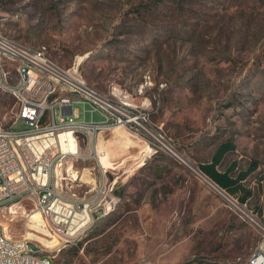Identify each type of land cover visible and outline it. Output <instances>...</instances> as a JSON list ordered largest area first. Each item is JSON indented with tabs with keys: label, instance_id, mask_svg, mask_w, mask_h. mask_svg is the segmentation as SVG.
<instances>
[{
	"label": "rangeland",
	"instance_id": "1",
	"mask_svg": "<svg viewBox=\"0 0 264 264\" xmlns=\"http://www.w3.org/2000/svg\"><path fill=\"white\" fill-rule=\"evenodd\" d=\"M0 32L48 46L101 92L121 84L147 102L154 129L141 137L112 128L80 147L71 135L62 144L82 157L39 168L38 184L56 176L62 194L96 213L80 231L62 232L31 193L18 209L0 210L9 236L30 231L55 264L246 263L264 226V0H0ZM74 106L81 121L106 117L90 102ZM18 109L0 90V125H13ZM70 131L84 133V125ZM227 141L235 148L221 171L233 161L258 165L244 182L252 191L245 203L243 190L226 199L184 164L200 169ZM25 209H35L36 230L26 227ZM88 217L77 212L72 226Z\"/></svg>",
	"mask_w": 264,
	"mask_h": 264
},
{
	"label": "built area",
	"instance_id": "2",
	"mask_svg": "<svg viewBox=\"0 0 264 264\" xmlns=\"http://www.w3.org/2000/svg\"><path fill=\"white\" fill-rule=\"evenodd\" d=\"M74 71L78 67L64 69L52 57L45 56L43 44L31 46L0 32V90L14 96L19 105L13 125H0V210L18 209L28 194L35 193V209L40 210L45 221L59 231L76 233L96 210L88 211L89 203L78 196L69 198L62 194L64 186H59L56 176L45 177V184H38L39 168L62 166L60 162L70 155L75 160L82 157L80 150L73 153L69 146L64 148L61 134L71 130V124H83L84 133L73 132L80 147L81 138H95L115 127L128 128L141 137L154 129L146 101L137 102L119 83H112L101 92L74 78ZM79 101L95 105L105 119L79 120L80 110L74 106ZM20 122L26 127L18 128ZM154 139L166 140L162 134ZM85 169L94 177L95 168L82 170ZM35 209H25L26 227L31 230L29 215ZM82 211L89 217L82 219L81 226L73 227V217ZM261 231L262 238L245 264H264V226ZM30 234L26 231L22 238H12L0 220V264H54V256L41 253Z\"/></svg>",
	"mask_w": 264,
	"mask_h": 264
},
{
	"label": "trees",
	"instance_id": "3",
	"mask_svg": "<svg viewBox=\"0 0 264 264\" xmlns=\"http://www.w3.org/2000/svg\"><path fill=\"white\" fill-rule=\"evenodd\" d=\"M234 148L235 146L231 141L221 143L213 154L211 161L201 164L199 167L206 176L220 188L225 190L230 196L233 197V195L243 190L244 194L239 196L238 200L245 203L252 195V191L244 186V182L256 171L258 165L252 161L246 169H239L238 162L233 161L224 171L219 170L218 166L222 163L226 154L234 150Z\"/></svg>",
	"mask_w": 264,
	"mask_h": 264
},
{
	"label": "bare ground",
	"instance_id": "4",
	"mask_svg": "<svg viewBox=\"0 0 264 264\" xmlns=\"http://www.w3.org/2000/svg\"><path fill=\"white\" fill-rule=\"evenodd\" d=\"M43 53H44V55L45 56H47V57H52L51 56V53H50V50H49V48H48V46H46V45H44L43 44ZM120 86H122L121 84H119ZM75 125V124H74ZM79 125V124H78ZM80 125H83V124H80ZM115 128H118V127H115ZM134 135V134H133ZM173 149V148H172ZM169 153H172V154H175L174 153V151H172L171 149H169ZM181 161H183V160H181ZM184 164L188 167V168H190L191 170H193L194 172H196L197 174H198V172H197V170L196 169H199V168H196V167H193L192 165H189L188 163H186V162H184ZM199 173H200V171H199ZM201 174V173H200ZM201 177L202 178H204L203 177V175H201ZM205 179V178H204ZM205 181H207V183H209L212 187H214V188H216V186L213 184V183H211V182H209L207 179H205ZM219 189V188H218ZM1 221H2V219H1ZM6 222L4 223V230H5V233L7 234V231H6ZM37 227L38 226H33V229L34 230H36L37 229ZM8 235V234H7ZM9 236V235H8ZM33 240V239H32Z\"/></svg>",
	"mask_w": 264,
	"mask_h": 264
},
{
	"label": "water",
	"instance_id": "5",
	"mask_svg": "<svg viewBox=\"0 0 264 264\" xmlns=\"http://www.w3.org/2000/svg\"><path fill=\"white\" fill-rule=\"evenodd\" d=\"M180 160H184V159H181L180 158ZM199 171H200V173H201V175H203V177L205 178V179H207L209 182H211V183H213L216 187H218L219 188V191L221 192V193H223V196L226 198H229V199H233V197L232 196H230L225 190H223L222 188H220L215 182H213L208 176H206L202 171H201V169H198ZM196 173V172H195ZM200 176V175H199ZM201 177V176H200ZM202 178V177H201ZM203 178V179H204ZM204 179V180H205ZM226 198V199H227Z\"/></svg>",
	"mask_w": 264,
	"mask_h": 264
},
{
	"label": "crops",
	"instance_id": "6",
	"mask_svg": "<svg viewBox=\"0 0 264 264\" xmlns=\"http://www.w3.org/2000/svg\"><path fill=\"white\" fill-rule=\"evenodd\" d=\"M118 128H120V127H118ZM103 134V133H102ZM73 136V132L72 131H70V130H68V131H65L64 133H62L61 134V142L62 143H67V144H69L70 143V140H69V138H70V136ZM101 149V148H100ZM218 168H219V166H218ZM220 170V169H219ZM39 227V226H38Z\"/></svg>",
	"mask_w": 264,
	"mask_h": 264
}]
</instances>
